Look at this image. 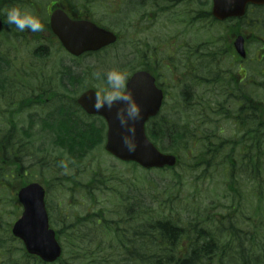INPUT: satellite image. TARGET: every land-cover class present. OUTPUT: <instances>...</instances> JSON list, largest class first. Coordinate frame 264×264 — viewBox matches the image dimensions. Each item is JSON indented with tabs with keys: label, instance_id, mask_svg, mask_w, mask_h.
<instances>
[{
	"label": "rangeland",
	"instance_id": "rangeland-1",
	"mask_svg": "<svg viewBox=\"0 0 264 264\" xmlns=\"http://www.w3.org/2000/svg\"><path fill=\"white\" fill-rule=\"evenodd\" d=\"M2 1L4 0H0V12L6 22V11L13 7L39 19L48 17L47 2L49 0H10L11 6L1 7ZM203 2L206 5H202L201 8L202 24H209L212 19L206 11L211 4L209 0H203ZM77 3H81V0L72 4ZM85 3L96 20L120 34V41L115 46L96 56L72 58L60 47L58 42L52 41L47 33L44 32L41 37L35 38L34 32L28 30L20 32L15 25L8 23L0 35V55L3 60H11L9 65L4 64V68L0 70V79L7 80V82L0 81L3 82L1 83L3 86H0V264L13 260L27 264L29 258H32L30 263L33 262V259L39 258L34 255L28 256L23 242L14 237L11 231L12 225L22 213V205L18 201L17 191L28 181L46 183L47 188H49L47 207L51 226L55 230L62 229L63 231L68 227L64 225L62 217H59V210L68 211L69 214L79 213L81 216L87 213L103 214L110 220L122 218L116 212L122 208V205L125 206L130 203L128 199L134 195L127 187L126 179L131 180L139 188L144 182V188L150 190L148 193L143 192L149 196L145 202L161 201L159 208L154 209L156 215L163 214L167 217L172 214L178 219L177 221L182 227H186L190 220L196 218H198L197 221H201L208 212L233 215L231 208L238 206L245 207L242 214L240 211V214L243 215L246 213L245 210L249 209L247 206H252L244 189L242 190L244 195L241 199L230 201L231 198L228 196L225 185L224 187L222 185L224 177L217 167L206 172V176L201 178L187 174L173 177V174L181 172L185 163L174 168L176 170L166 172L160 169L144 170L132 163H122L115 159L104 149V143L88 153L83 160L77 161L70 159L66 154H64L65 156L62 155L61 150L53 145L49 137L50 132L43 131L41 124V119L47 116L51 109L57 108L61 102L73 105L77 95L86 89V86L94 87L103 94L107 87L106 73L118 71L124 73L127 78L140 62L148 60L146 48L137 52L131 1L86 0ZM148 3L145 2L144 4L147 5ZM174 6L171 4L169 8L170 15H174L180 10L179 6L181 5H178L177 9ZM176 27L178 26L176 25ZM203 33L201 38L205 51L204 42L210 38L207 36L208 31ZM172 40H174L173 37ZM68 67H73L80 75V82L74 81L64 91L59 87L58 79L61 76H68ZM12 80L13 84H10ZM76 83L78 84L76 85ZM203 86L213 87L214 85L209 84L204 78ZM52 89L54 94L51 95ZM218 101L221 102L222 100L218 99ZM216 105L217 101L214 104L211 103L214 108ZM167 108L168 103L163 112ZM216 108L217 110L222 109V112H216L213 121L209 118L202 121L201 118H192L194 122L192 133L182 138L180 147L173 151L182 158L183 162L185 160V162L193 164L196 158L199 157L202 160L209 156L206 151L202 150L203 147H200L203 141H206L205 144L207 145H213L212 137L210 139V137L207 138L208 136L219 138L218 135H222V138L237 140L243 135L242 141L244 143L242 142V146L238 142L236 147L234 143H230L226 148L233 161L239 151L242 153L240 149L245 148L243 144L246 149L251 147L252 138L247 134L248 127L244 126L245 130L242 131V134L237 133L234 122L230 120V118L236 117V120L240 121L245 117L244 113H240L243 109L238 104L233 103L229 106L226 102ZM31 114L37 115L36 119L39 124L32 128L34 140L28 141L22 151H18L17 154L9 150L7 156L3 144L12 142V137L17 138L19 143L26 139L23 136V129L30 128ZM79 115L83 121L95 119L100 122L99 117L87 116L82 111H79ZM187 116H191V112L187 113ZM168 118H179L181 121L183 115H180L177 110L173 111ZM250 121L251 126L257 123L254 118H250ZM219 127L224 128L222 134H220ZM261 132L264 136V129ZM179 134L182 136L183 132L179 131ZM246 144H249L250 147ZM8 146L10 149L11 143ZM41 147H45V150H40ZM201 167L206 168V166ZM137 187L136 189L141 191ZM251 212L253 215L254 211L251 210ZM93 218L95 219V217ZM142 218L144 219V217ZM243 218L246 219L244 216ZM70 227H74V225H70ZM91 227L92 224H86L83 227L85 236L92 240L85 242L84 245L88 247L89 244H93L106 247L103 232L93 231ZM244 228L247 231L252 230L250 225H245ZM256 235H260L259 232ZM157 241L160 243L162 239L159 238ZM188 242L190 241L188 240ZM61 243L66 244L69 253L68 256L66 254L65 256L72 258L69 252L68 237H65V242L61 240ZM165 244L167 243L163 242V245ZM119 253L123 252H117L118 258ZM197 253L200 257H207L203 256L201 251ZM106 256L111 259L108 255ZM213 256L218 260L221 259L217 252ZM93 257L89 251L88 258L93 259ZM227 260L231 262L234 259L228 256ZM35 262L39 263L37 260Z\"/></svg>",
	"mask_w": 264,
	"mask_h": 264
},
{
	"label": "trees",
	"instance_id": "trees-1",
	"mask_svg": "<svg viewBox=\"0 0 264 264\" xmlns=\"http://www.w3.org/2000/svg\"><path fill=\"white\" fill-rule=\"evenodd\" d=\"M130 1L134 4L138 0ZM85 2L86 0H81L82 9ZM4 6H11L10 0L2 1L1 7ZM86 8L88 6L85 5ZM89 13L93 17L90 10ZM0 16L4 18L1 12ZM6 27L7 22L5 21ZM38 37H41V33L36 34L35 38ZM50 39L56 42L54 36ZM106 50L107 48L100 52H106ZM98 54L100 53H88L87 55L96 56ZM10 63L11 60H3L0 55V70L4 68V64L9 65ZM67 73L68 76L62 78V83L59 81L64 91L74 81L80 82V75L73 67H68ZM0 81L7 82V80L1 79ZM1 83L3 82H0V86H3ZM10 84H13V80L10 81ZM240 107L244 109L243 106ZM79 111L81 109L76 101L73 105L61 102L57 109L49 112V115L41 119L43 131L50 132V141L61 150V154H66L70 159L77 161L83 160L88 153L103 144L106 128L102 121L98 122L95 119L83 121V119H80ZM35 115H30L31 129H23V136L26 139L19 143L17 138L12 137V142L3 144L7 156L9 150L17 154L18 151H22L28 141L34 140L32 128L39 125L36 119L37 115ZM255 120L257 122L258 119ZM244 121L245 117L239 121L242 128H240V134L243 131L242 123ZM190 123L189 121L186 122V127H189ZM182 125H184L183 121H179V118L170 119L161 116L149 121L148 134L162 150L174 151L175 148L180 147L182 138L186 137L184 134L181 136L179 131L187 132V136L192 133L188 132L186 128L184 129L185 125ZM83 126L86 128L85 130L82 129ZM250 136L252 138L251 147L246 144L250 147L247 150L243 144L245 148L240 149L242 153L239 151L234 161L226 148L230 143H234L236 147V143L239 142L242 146V142L244 143L242 141L243 135L237 140L220 136H218L219 138L208 136L207 138L210 137V139L212 137L213 145L205 144L206 141H203L200 145L201 148L203 147L202 150L207 152L208 157L202 160L198 157L192 164L191 162H185V160L183 162L182 158L178 156L176 166L160 169L163 172L176 170L174 168L185 163L181 172L173 174V177L187 174L193 175L195 178H201L206 176V172H209L212 168H219L224 177L222 185L223 187L225 185L231 202L242 198V195H244L242 194L243 189L247 192L246 195L252 206H247L249 209L245 210V214L241 215L245 207L237 206L231 208L233 215L222 212H213L212 214L208 212L201 221H197L198 218H196L190 220L186 227H182L177 221L178 219L172 214L167 217L163 214L156 215L154 209L159 206L161 201L145 202L149 196H146L143 192L148 193L150 190L144 188V182L139 188L131 180L126 179V185L134 195L128 199L130 203L125 206L122 205V208H119L116 212L122 218L110 220L103 214L87 213L81 216L79 213L69 214L68 211L59 210V217H62L64 225L68 228L64 231L57 229L56 235L60 242L61 240L65 242V237H68L69 252L72 258L65 256V254L68 256L69 253L66 244L61 243L63 252L55 262L48 263L36 258L35 260L39 263L35 262L34 259L30 263L32 258H29L27 264H264V136L259 135V133H251ZM10 143L9 149L8 145ZM182 147L184 146L182 145ZM40 150H45V147H41ZM67 160L69 159L67 158ZM132 164L138 166L136 163ZM17 165L16 167H18ZM201 166H206V168ZM226 182L229 183L226 184ZM249 182H252L251 185ZM136 187L142 192L138 191ZM251 210L254 211L253 215L252 212L250 213ZM257 217H259L258 220H256ZM86 224H92L91 229L93 231L103 232L106 247L89 244L88 248L84 245L85 242L92 241L85 236L83 227ZM70 225H74V227H70ZM245 225H250L252 230L247 231L244 228ZM257 232L260 235H256ZM159 238L162 239L160 243L157 241ZM194 239H196L195 242H193ZM163 242L167 244L163 245ZM89 251L94 256L93 259L88 258ZM118 251L123 252L119 253V258L117 257ZM199 251L207 257H200L197 253ZM216 252L220 254L221 259L218 260L213 256ZM106 255L112 260L108 259ZM228 256L234 260L228 261ZM4 264L23 263L13 260L5 261Z\"/></svg>",
	"mask_w": 264,
	"mask_h": 264
},
{
	"label": "flooded vegetation",
	"instance_id": "flooded-vegetation-1",
	"mask_svg": "<svg viewBox=\"0 0 264 264\" xmlns=\"http://www.w3.org/2000/svg\"><path fill=\"white\" fill-rule=\"evenodd\" d=\"M145 2L149 3L145 5ZM134 4L137 52L146 48L148 60L140 62L133 73L148 71L163 93L162 107L153 119L168 118L178 110L183 121L194 117L213 121L216 107L224 102L229 106L235 103L244 108L240 113H244L246 122L242 124L243 128L248 127L247 134L261 135L264 129V4L249 3L243 15L224 20L215 19L207 10L212 19L209 24H202V0H138ZM171 4L175 8L181 5L178 13L170 15ZM54 8H63L70 16L79 17L69 9L67 0H50L47 13ZM204 31H208L210 38L204 42L205 51L201 38ZM204 78L214 86L204 87ZM216 101L214 108L211 103ZM167 103L168 108L163 112ZM189 112L191 116H187ZM250 118L258 119L257 123L251 126ZM230 120L240 126L236 118Z\"/></svg>",
	"mask_w": 264,
	"mask_h": 264
},
{
	"label": "water",
	"instance_id": "water-1",
	"mask_svg": "<svg viewBox=\"0 0 264 264\" xmlns=\"http://www.w3.org/2000/svg\"><path fill=\"white\" fill-rule=\"evenodd\" d=\"M213 1L212 11L219 19L242 15L248 3L264 4V0ZM3 26V20L0 18V32ZM51 26L64 48L75 56L98 51L114 43L118 38L115 32L91 20L72 19L62 8L52 12ZM124 92L132 94L142 110V119L133 125L136 129L133 140L136 145L135 151H129L124 145L123 137L127 132L121 127L116 116L117 109L121 107L119 103L111 108L97 110L95 104L98 94L94 89L86 90L78 98L79 104L87 113L105 117L108 124L106 150L122 160L135 161L146 168L175 166L177 156L161 151L146 133V122L158 113L163 101L162 90L156 86L155 79L146 71H138L127 82ZM45 194V188L37 182L20 189L18 197L24 205V211L14 223L12 232L23 241L29 254L36 255L45 262H54L62 255V246L55 230L50 227Z\"/></svg>",
	"mask_w": 264,
	"mask_h": 264
},
{
	"label": "clouds",
	"instance_id": "clouds-1",
	"mask_svg": "<svg viewBox=\"0 0 264 264\" xmlns=\"http://www.w3.org/2000/svg\"><path fill=\"white\" fill-rule=\"evenodd\" d=\"M6 19L9 25H15L20 32L25 30L40 32L44 30V24L34 15L22 12L19 8L13 7L6 11ZM99 75L98 73L96 74ZM126 75L118 71L106 73L107 87L104 89L102 97H98L95 107L97 110L119 103L116 116L122 128L126 129L127 135L123 137L124 145L129 151H135L136 145L133 143L136 129L135 122L142 119V110L132 94H127L121 89L126 86ZM129 137L132 139L130 140Z\"/></svg>",
	"mask_w": 264,
	"mask_h": 264
},
{
	"label": "bare ground",
	"instance_id": "bare-ground-1",
	"mask_svg": "<svg viewBox=\"0 0 264 264\" xmlns=\"http://www.w3.org/2000/svg\"><path fill=\"white\" fill-rule=\"evenodd\" d=\"M83 130H85L86 128L83 126V128H82Z\"/></svg>",
	"mask_w": 264,
	"mask_h": 264
}]
</instances>
